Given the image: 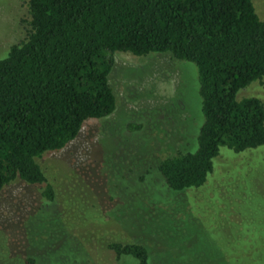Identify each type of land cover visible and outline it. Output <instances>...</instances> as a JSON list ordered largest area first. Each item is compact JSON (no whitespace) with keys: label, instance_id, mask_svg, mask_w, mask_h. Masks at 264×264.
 Wrapping results in <instances>:
<instances>
[{"label":"trees","instance_id":"16d2710c","mask_svg":"<svg viewBox=\"0 0 264 264\" xmlns=\"http://www.w3.org/2000/svg\"><path fill=\"white\" fill-rule=\"evenodd\" d=\"M251 1L26 0L25 35L0 58V192L15 180L39 186V200L60 207L47 228L66 231L95 264H104L108 253L115 261L127 257L148 264L142 244L106 237L112 230L99 217L90 188L82 192L83 200L55 192L37 159L62 149L84 121L112 113L115 99L107 76L115 52L168 53L195 66L202 116L196 148L162 158L155 167L170 191L202 186L220 148L237 154L262 146V102L235 99L250 83L264 82V21ZM75 207L93 212L91 233L66 226L72 225L68 212ZM5 219L0 237L6 238L11 264L50 262L41 214L35 223L28 215L25 226ZM26 246L42 247L39 258L29 257Z\"/></svg>","mask_w":264,"mask_h":264},{"label":"rangeland","instance_id":"374dc122","mask_svg":"<svg viewBox=\"0 0 264 264\" xmlns=\"http://www.w3.org/2000/svg\"><path fill=\"white\" fill-rule=\"evenodd\" d=\"M25 1L0 0V58L25 35ZM251 4L264 21V0ZM112 60L107 76L115 99L112 113L84 121L62 149L37 159L53 190L83 200L82 192L90 188L99 217L112 230L106 237L142 244L148 264H264V144L237 154L220 148L202 186L170 191L155 167L162 158L196 148L202 116L195 66L168 53L115 52ZM235 97H255L264 106V82L250 83ZM39 192V186L18 180L3 188L0 222L6 218L5 224L12 219L25 226L28 215L35 223L41 214L51 241L45 264H95L66 231L47 228L60 207L39 200ZM83 207L68 212L72 225L66 226L88 234L93 212ZM2 239L0 264H11ZM26 250L37 259L43 249ZM103 262L136 264L127 257L115 261L111 253Z\"/></svg>","mask_w":264,"mask_h":264}]
</instances>
